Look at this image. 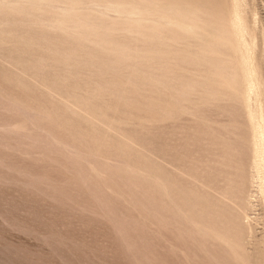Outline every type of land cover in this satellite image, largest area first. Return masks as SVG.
I'll list each match as a JSON object with an SVG mask.
<instances>
[{
    "label": "rangeland",
    "instance_id": "374dc122",
    "mask_svg": "<svg viewBox=\"0 0 264 264\" xmlns=\"http://www.w3.org/2000/svg\"><path fill=\"white\" fill-rule=\"evenodd\" d=\"M30 1L0 2V15L10 6L24 11ZM231 1L214 3L230 13ZM238 1L256 37L252 60L264 85V0ZM143 7L162 8L158 0H139ZM240 57L234 53L228 67L212 60L232 85L222 90V100L214 104V95L202 113L124 133L135 157L130 150L124 156L111 147L98 150L95 140L42 114L40 98L0 67V264H264V201L249 167L254 146ZM176 67L193 69L189 60ZM207 68L198 78L207 77ZM10 69L20 73L18 66ZM107 81L146 119L159 120L162 101L155 93L117 73ZM261 103L264 116V96Z\"/></svg>",
    "mask_w": 264,
    "mask_h": 264
},
{
    "label": "bare ground",
    "instance_id": "6f19581e",
    "mask_svg": "<svg viewBox=\"0 0 264 264\" xmlns=\"http://www.w3.org/2000/svg\"><path fill=\"white\" fill-rule=\"evenodd\" d=\"M158 1L160 9L139 8V0H32L24 11L10 6L9 12L7 9L0 15V67L14 74L15 81L41 99L42 105L40 99L37 102L42 107L37 106L42 114L64 122L65 125L60 124L77 137L95 140L98 150L107 151L111 147L110 151L114 148V152H120L119 156L127 155L130 150L134 156L136 148L128 143L124 133L138 135L174 115L202 113L208 103L222 100V90L232 91V85L225 81L226 73L213 63L218 61L228 67L232 55L239 53L245 84L242 103L247 110L245 120L250 125L254 146H251L253 156L249 167L260 180L258 189L264 201V116L261 112L264 85L253 64L256 37L248 32L241 14L242 3L229 0L233 7L227 13L224 3H214L217 0ZM0 2L13 4V0ZM123 28L130 33L119 34L118 29ZM177 47L184 55H179ZM185 60L190 61L193 69L181 73L176 63ZM9 65L18 66L20 73L16 70L12 73ZM204 67H208L207 77L198 78ZM116 73L139 85L140 91L153 92L160 98L159 120L146 119L141 110H135L119 96L118 89L107 81ZM104 139L111 143H105ZM141 155L148 160V165L154 163ZM247 181L239 188L242 199ZM211 195L222 201L227 197ZM244 204L238 208L234 204L239 218Z\"/></svg>",
    "mask_w": 264,
    "mask_h": 264
}]
</instances>
